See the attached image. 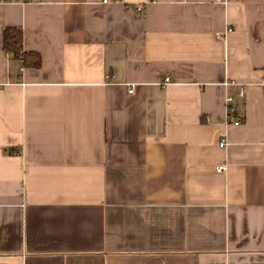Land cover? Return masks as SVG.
<instances>
[{
    "label": "crops",
    "instance_id": "crops-1",
    "mask_svg": "<svg viewBox=\"0 0 264 264\" xmlns=\"http://www.w3.org/2000/svg\"><path fill=\"white\" fill-rule=\"evenodd\" d=\"M0 264H264V0H0Z\"/></svg>",
    "mask_w": 264,
    "mask_h": 264
},
{
    "label": "trees",
    "instance_id": "trees-1",
    "mask_svg": "<svg viewBox=\"0 0 264 264\" xmlns=\"http://www.w3.org/2000/svg\"><path fill=\"white\" fill-rule=\"evenodd\" d=\"M3 49L9 58L17 60L22 67L38 68L42 64V58L39 52L26 50L23 47V29L20 26H6L4 28ZM236 114L237 111L230 115L237 117Z\"/></svg>",
    "mask_w": 264,
    "mask_h": 264
},
{
    "label": "built area",
    "instance_id": "built-area-1",
    "mask_svg": "<svg viewBox=\"0 0 264 264\" xmlns=\"http://www.w3.org/2000/svg\"><path fill=\"white\" fill-rule=\"evenodd\" d=\"M104 1H106V0H104ZM132 8L134 10H136V11H143L144 10V4H136V5H133ZM163 82L164 83L170 82V78L169 77H165ZM225 84L226 85H235V84H237V82L234 81V80H227L225 82ZM134 86H135V84H131L130 85V88H129L130 92H132L134 90ZM245 96H246V91H245L244 88H240L239 89V91L237 93V96L236 95H227L226 96L225 104H226V107H227L228 115L236 113L237 107L239 105V99L240 98H244ZM242 122H243V120L240 117H237L234 120V123L237 124V125L241 124ZM226 143H227V139L226 138H221L220 145L224 146ZM218 169L219 170L225 169V166H219Z\"/></svg>",
    "mask_w": 264,
    "mask_h": 264
}]
</instances>
